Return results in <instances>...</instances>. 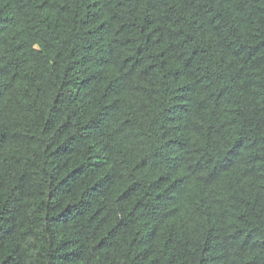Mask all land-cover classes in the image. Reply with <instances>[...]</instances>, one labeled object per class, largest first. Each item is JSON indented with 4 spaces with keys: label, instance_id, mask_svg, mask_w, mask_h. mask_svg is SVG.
<instances>
[{
    "label": "trees",
    "instance_id": "trees-1",
    "mask_svg": "<svg viewBox=\"0 0 264 264\" xmlns=\"http://www.w3.org/2000/svg\"><path fill=\"white\" fill-rule=\"evenodd\" d=\"M0 264H264V0H0Z\"/></svg>",
    "mask_w": 264,
    "mask_h": 264
}]
</instances>
